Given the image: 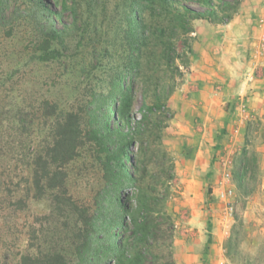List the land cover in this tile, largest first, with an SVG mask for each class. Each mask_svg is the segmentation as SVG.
Returning a JSON list of instances; mask_svg holds the SVG:
<instances>
[{
    "label": "rangeland",
    "instance_id": "374dc122",
    "mask_svg": "<svg viewBox=\"0 0 264 264\" xmlns=\"http://www.w3.org/2000/svg\"><path fill=\"white\" fill-rule=\"evenodd\" d=\"M7 1L5 17H0V264H21L25 254L38 256L46 241L58 243L63 231L56 222L60 218L50 213L49 202L34 203L27 196L30 153L44 141L55 116L67 110L79 112L90 94L84 85L89 74H103L100 67L95 69L98 61L109 65L124 57L128 6L127 0L75 4L69 0L66 9L64 0ZM185 4L198 12L205 10L198 0ZM50 12L61 13L60 18ZM157 17L150 16L149 22L154 25L161 20ZM49 18L60 30L54 41ZM192 27V34L178 37L177 59L169 71L162 67L161 47L150 40L140 77L151 83L150 95L155 88L158 92L173 88L166 102L173 118L161 140L144 135L133 150L154 162L151 167L156 172L174 164L167 192L159 189L171 222L161 226L155 261L264 264L263 108L240 109L241 102L231 98L245 89L246 79L255 76L259 79L249 89L259 94L256 105H264V0H241L238 13L226 24L197 19ZM241 28L248 31L246 35ZM54 50L59 52L57 61H39L40 55ZM139 88L138 118L144 103ZM50 106L57 107L56 112ZM89 155L77 160L75 174L81 171L82 176L69 189L83 206L93 204L97 190L93 187L100 180ZM228 173V185L235 188L233 196L223 200L220 193L226 189L216 188ZM239 176L243 177L240 186ZM150 180L146 177V182Z\"/></svg>",
    "mask_w": 264,
    "mask_h": 264
},
{
    "label": "trees",
    "instance_id": "16d2710c",
    "mask_svg": "<svg viewBox=\"0 0 264 264\" xmlns=\"http://www.w3.org/2000/svg\"><path fill=\"white\" fill-rule=\"evenodd\" d=\"M67 1L64 0L65 9ZM181 1L127 0L122 34L124 57L109 65L98 61L95 69L100 67L103 74H89L84 85L90 94L79 112L67 110L62 116H55L44 141L33 147L25 170L27 196L34 203L49 202L50 213L60 218L56 222L63 231L58 233L61 238L58 243L46 241L41 244L43 248L38 256L25 254L21 264L158 263L155 260L161 226L171 222V217L163 211L164 195L161 197L159 189L167 192V182L174 178L170 174L174 164L169 161L170 168L156 172L151 167L154 162L141 159L133 150L144 135L161 140L162 131L173 118L166 103L173 88L167 91L163 86L161 92L155 88L150 95L151 83L140 78L148 42L154 40L156 47H161L159 58L164 62L162 67L169 71L177 59L175 43L180 35L194 32L193 20L226 24L238 13L241 0L217 4L198 0L205 8L203 12L185 4L191 0ZM76 2L71 0V4ZM7 3L0 1L1 18L5 17ZM42 7L45 14L47 9L44 11ZM50 13L57 19L61 15ZM155 14L161 20L153 25L149 20ZM49 21V33L54 41L59 38L60 30L54 21L50 18ZM183 44L186 47L185 40ZM102 52L105 56L107 51ZM45 54L40 55L39 61L59 59L58 51ZM138 88L144 98L138 113L140 118L135 109ZM148 97L151 102L147 101ZM50 109L54 113L57 107ZM163 122H166L164 126ZM87 154L100 175L99 184L93 187L97 190L91 206L78 204L69 191L78 184L77 177L82 176L81 171L75 174V164ZM163 156L168 158L167 153ZM146 177L151 180L146 182ZM242 178L237 179L239 186Z\"/></svg>",
    "mask_w": 264,
    "mask_h": 264
},
{
    "label": "crops",
    "instance_id": "0c3cea01",
    "mask_svg": "<svg viewBox=\"0 0 264 264\" xmlns=\"http://www.w3.org/2000/svg\"><path fill=\"white\" fill-rule=\"evenodd\" d=\"M247 32L248 31L246 29L242 30V28H241V33L242 34L246 35ZM241 46H242V44H241ZM258 62L259 61H256L255 63L258 64ZM258 79H259L258 77L250 76L249 79L245 80V87H244L245 89H243L242 92L238 93L237 95H235V96H233L231 98H235V99H237V101L241 102L240 103L241 105L239 106L240 109L241 108H246L245 106H248V108H250V110H252L253 112H255V111L257 112V111H259L257 106H259L261 109L263 108V111H261V112L264 114V105L263 104L262 105H258V104L256 105V102H257L256 100H257V94L258 93L257 92L255 93L254 91L251 92L250 89H249L250 87L253 88V85H255V83H257ZM251 81L253 82V84L249 85V82H251ZM261 95H263L262 98L264 99V94H261ZM258 103H259V100H258ZM236 108H237L236 106L233 107L234 110ZM221 181L219 183V186H217L216 189H224L225 188L224 185H222ZM230 187H232L233 189L235 188L234 186H232V184L230 185Z\"/></svg>",
    "mask_w": 264,
    "mask_h": 264
},
{
    "label": "built area",
    "instance_id": "2783aa9c",
    "mask_svg": "<svg viewBox=\"0 0 264 264\" xmlns=\"http://www.w3.org/2000/svg\"><path fill=\"white\" fill-rule=\"evenodd\" d=\"M230 177L231 176L229 175V173L225 174L223 182L221 181L222 185H224V187H225L224 189H226L220 193V197L223 200H226V199L233 196V188L230 187V184L228 185V183H230V181H231ZM229 210H230V213H232L233 208L231 207Z\"/></svg>",
    "mask_w": 264,
    "mask_h": 264
}]
</instances>
